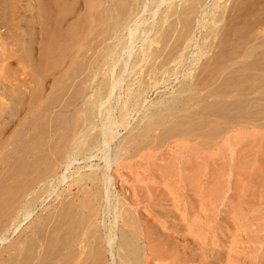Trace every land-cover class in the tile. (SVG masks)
Segmentation results:
<instances>
[{"label":"bare ground","instance_id":"1","mask_svg":"<svg viewBox=\"0 0 264 264\" xmlns=\"http://www.w3.org/2000/svg\"><path fill=\"white\" fill-rule=\"evenodd\" d=\"M84 1V12L80 13L82 15L78 16L74 22L66 23V15H71L67 10L72 6L68 8L69 5H66L64 0H39L38 21L40 25L38 26L40 34L38 37L40 45H43L41 47L36 45L37 48L39 47L37 62L32 59L33 63H28V67L29 65L35 67L36 63L39 66L38 63L42 61L44 63L49 52L58 55L57 51H60L65 54L63 59L61 56L58 57L62 59L61 62L53 55L54 59L48 55L51 56L52 62L57 59L55 62L59 63L61 68L57 70L58 73L56 71L55 75H52L53 77L50 76L51 84L48 88L46 87L49 90L47 93L45 92L46 94L43 93L44 95L38 96V93L42 87L47 85L44 81H47L45 75L48 74L43 73L45 72L43 67L41 68L43 72L33 68L34 72L31 75L34 81L38 82L36 83L37 90L28 85L26 87L29 88L30 94L32 91V95L35 97H28L21 119L18 118V123H14L16 125L12 131L8 129V135L0 128V245L21 227L38 204L43 203L46 198L52 195L55 186L63 183L70 176L72 179L63 189L66 195L59 199L52 211H49L45 216L42 214L37 218L33 216L35 219L29 221L28 231L11 244L9 243L8 248L4 247L5 249L0 250V264H102L106 252L110 255L112 263L116 264H170L167 260L174 253L170 257L167 256L170 252L169 246L166 247L167 244L159 239L161 235H164L162 234L164 230L148 231L140 221L143 219L147 223L152 221L148 216L142 218L140 211L134 215L136 218L126 213L129 211L128 207L139 204L137 202L139 199L134 196H137V192L141 191V184L132 189L128 188L131 191L129 196L124 197L126 202L122 203L118 196L114 197L111 194L109 187L114 178L108 174L111 164L110 156L114 154L121 160L136 156L138 158V154L143 152L142 150L157 148L158 141L155 140L156 143L153 144L155 138L163 141L161 139H165L169 134V137L173 136L177 140L176 142L180 143L176 144L178 147L175 146L179 149L177 150L178 154L170 165L166 164L168 166L164 170L165 174L179 178L176 182L185 181L188 177L185 175L183 177V173L186 174L187 170V173H191L190 178L195 182L194 180L199 178V175L203 173L204 176L207 175V169L209 165L212 166L211 163L214 161L212 154L202 156L197 146L201 145L202 147L206 142L212 144V140L224 135L226 151L229 148L232 150L234 144H243L247 129L258 131L264 126V16L262 15L264 14V0H244L243 5L240 3V6L244 8L243 13L238 14L234 10V15L231 14L229 16L231 18H229L227 11L228 14L224 15L227 17L224 19L225 22L223 13H211L215 18H211L213 22L206 26L196 20L197 13L200 12L206 0H170V4L159 17L158 23L155 26L150 24L142 30L143 38L141 39L144 44H142V48L135 51H133V39L140 24L144 23L141 13L145 11L144 7L152 0ZM219 3L220 0H213V9L220 7L219 10L224 12L225 6H219ZM72 9L74 10V8ZM238 9H240L239 6ZM70 11L72 10L70 9ZM206 11H201V14L208 15L210 13ZM173 15L176 18L169 22V17ZM253 16H255V20H252ZM221 21L225 24H221ZM167 22L169 23L167 24ZM195 24L197 27H206L199 46L195 41ZM171 40L172 47L167 49V53L163 56V60L160 58L161 61L158 65L157 59L164 54L163 52ZM30 41L25 43L27 44L25 50L29 46L28 44L33 42ZM191 44L195 45L199 56L212 52L214 59L223 57L224 59L221 60L224 61L216 60L218 64L206 68L202 78L197 75L200 78L198 81L193 82V79L189 77L184 78L175 95H172L170 99H161L157 103H153L152 108H150L151 105L144 108L139 122L134 126L136 131L132 132L134 129L132 128L125 139L115 142L114 139L118 135L117 129L121 126H128V118L131 116L132 110L134 108L139 110L144 104L148 89L159 79L157 74L160 73L164 78L166 74L178 75L176 69H182V63L186 57L184 50ZM27 48L28 53L32 51L31 47ZM41 51L45 58L40 59L39 62ZM28 53L26 55L29 56ZM31 53L33 54V52ZM124 55H126V59L124 61L121 59L123 62L119 64L120 57ZM130 58L133 66L149 64L148 72L145 70L146 74H139L140 76L127 82L126 88L123 89L125 90V99L121 100L120 92L117 93V90L122 89L121 84L124 81V74ZM174 62L176 63L173 67H168V64ZM116 66L119 67L118 70L115 69ZM50 68H45V70H50ZM221 77H223L221 80L223 86L220 83L214 85ZM209 85L214 86L207 88ZM204 89L206 91L201 95L200 92ZM16 91L18 90L16 89ZM208 97L210 99L213 97L214 100L210 102L207 100ZM20 102L22 103V101ZM193 105H200L201 108L194 109ZM118 107L117 115L115 110ZM21 110L23 111V109ZM14 111V105L9 107V111L0 109V116L6 115L2 121L0 120V123L7 118L11 122L12 116L15 114ZM159 127L162 128L161 132L159 130L158 136H154V131ZM234 130L241 134L239 136L243 142L237 141L238 138L234 139L235 141L233 138L231 139L232 135L228 134ZM247 132L249 133V130ZM258 134L261 138L264 136V132ZM186 142H192L195 146L192 145L191 148H188ZM209 143H206L207 146ZM97 153H101L100 158L104 162L102 171H97V164L95 167L88 164L89 172H82L80 171L82 167L77 166L69 176L65 174L77 159L89 160L92 156H97ZM142 155L146 154L142 153ZM183 157L185 159L181 161L180 159ZM200 160H204L203 163L208 166L205 167V170H203L204 165ZM255 162L256 164L251 165L253 166L252 175H254L252 177L250 175L251 181H256L255 176L260 170H263L260 167L264 166L260 165V161L257 159ZM248 165L250 166V164ZM210 171L208 172L210 173ZM247 171L249 172V170ZM262 178L264 181V177ZM258 182L260 183V180ZM190 183L192 184V182ZM73 190L76 192H72ZM162 191L165 192L163 189ZM214 192L212 191L210 195ZM62 193H58L56 196H62ZM261 196L264 197V195ZM261 202L264 203V201ZM102 208L106 214L113 211L116 215H122L121 226H106L104 224L102 234L100 229H93L92 226L89 229L92 217L99 213L102 214ZM122 211L124 213H121ZM261 216L264 217V215ZM255 218L258 219V216ZM180 222L182 225L180 228H176V233L188 230L187 222L185 226L183 219ZM259 226L264 228V224ZM160 227L162 229V226ZM262 232L264 231H261V234ZM101 235L104 236L103 242L108 245V250L102 244ZM261 236L259 234V237L263 239ZM94 238L96 239L94 240ZM252 238L254 239L255 236ZM197 241L196 244H198ZM262 254H264L263 251ZM262 261L260 264H264V260ZM103 264L105 263L103 262Z\"/></svg>","mask_w":264,"mask_h":264},{"label":"rangeland","instance_id":"2","mask_svg":"<svg viewBox=\"0 0 264 264\" xmlns=\"http://www.w3.org/2000/svg\"><path fill=\"white\" fill-rule=\"evenodd\" d=\"M64 1H65V3H67L66 5H69V7L67 6L68 8H70V6H72L70 8L72 11H70V9L67 10V11H69L68 13H70L71 15H68V16L66 15V20L68 21V22L66 21V23H71L70 21L74 22L78 16L82 15L80 13L84 10L83 8L85 7L84 6L85 1L84 0H64ZM234 1H235V3H234ZM71 3L74 5H72ZM212 3H213V0H206L200 9V12L197 13L196 20L200 21L201 24L203 23L204 26L211 24L213 22L211 18H215V17H212V14H214V13L215 14H220V13L222 14L223 13V17H224L223 21L225 18H227L224 15L228 14V12H229V15H227L228 17L231 14L234 15V13H235L234 10L237 11L238 14L243 13L242 10L244 8L240 6V3H242V5H243L244 0H237V1L236 0H222V1L220 0L219 6H222V7L225 6L224 12H221L222 10L221 11L219 10L220 7H217L214 10ZM38 4H39V0H0V109H4L6 111H9L10 106H12V105L15 106V111H14L15 114L12 116L11 122H9L7 120L8 119L7 118L4 120V122L0 123V128H2V130L4 131V133L6 135H8L9 131H12L13 128L15 127V125L18 123V121H19L18 118L21 119V116L23 115L25 108H26L25 104H26L28 97L33 96L32 91L30 94L29 88H27L26 86L28 85L30 88H34L37 90V84L36 83H38V82L34 81V78L31 75L34 72L33 68H35V70L37 71V69L41 70V68L43 67L44 68L43 70L45 72H43V70H41V72L48 74L47 76L44 74L45 78H46L45 80H47L44 82H46L47 85L44 88L42 87V90L38 93L39 94L38 96L42 95L43 93L46 94L47 91L49 90L47 88L51 84V80H52L51 77H53L52 75H55L54 73L58 69L61 68L59 63H56L55 61L57 59H60V58H58L60 56L63 59L64 54H65V52H60V51H57L58 55H57V53L52 54V52H49V53L47 52L48 54L46 55V57H48V58L45 59L46 61L44 60L47 63H45V62L43 63V61L40 62L41 61L40 59H42V58L44 59L45 56H43V52L41 51L40 58L38 59V61L40 62V63H38L39 66L36 63L35 67L34 66L32 67L31 65H29V67H28V63L32 64L34 59L37 62V56L39 55L38 48L43 45V44L40 45V43H39L40 39L38 37L40 34V32H39L40 27L38 26V25H40L39 21H38V9H39ZM169 4H170V0H163V1L162 0H152L146 7H144L145 11H143V13H141L142 14L141 19L144 21V23L140 24L138 32H137L138 34L136 33V35L134 36L135 38L133 39V44H132L134 47L133 51L143 47L142 44H144V41L141 39V38H143L142 30L145 27L149 26L150 24H153L155 26L159 21V17L163 13V11L166 10V8L168 7L167 5H169ZM238 6L240 9H238ZM230 7H232L233 9ZM72 8H74V10ZM227 8H229V9H227ZM152 9H154V10H152ZM206 9H207V11H206ZM203 10H205L206 12H210V13H208V15L207 14H205V15L201 14V11H203ZM65 13H67V12H65ZM262 15L264 16V14H262ZM35 16H36V18H35ZM175 18H176L175 15L170 16L168 21L169 22L173 21ZM229 18H231V17H229ZM29 20H30V22H29ZM252 20H255V16L252 17ZM27 22H28V25H26ZM169 22H167V24ZM224 22L221 21V24H225ZM205 28L204 27H197L196 24L194 26L195 41H197L196 43L198 44V46L202 42V37L205 34L204 33ZM263 28H264V24H263ZM26 31H28V32H26ZM36 31H37V33H36ZM220 34H221V32L219 33V35ZM23 38H25V39H23ZM30 40L33 41L32 42L33 44L30 43L31 45L28 44L29 46H27V47H29V48L31 47V49H32L31 52H33V54L31 52L28 53L27 47L25 50V46L27 45L25 43H29L28 41H30ZM34 41H35V43H34ZM172 43L173 42L171 40L168 43L169 47L167 46V48L165 49L166 52L164 51L163 52L164 54L161 57H159V59H157L158 65H159V61H161V59L163 60V56L167 53V51H168L167 49H170V46L172 45ZM36 45H38L39 47L37 48ZM74 49L76 50V48H74ZM48 50H50V49H48ZM198 52L199 51H197L195 45L192 46V44L190 45V47H188L186 50H184L186 57L184 56L185 60L182 63L183 64L182 69H179V70L176 69L178 71V73H177L178 75L166 74L165 78H164V76H162L160 73L157 74V78H159V79H157L155 81V83H153L151 85V87L148 89V91L146 93V101L144 102V104L141 106V108L139 110H137V108H134L132 110V112L130 114L131 116L128 118L129 123L127 124L128 125L127 127L121 126L117 129L118 135H116V137L114 139L115 142L116 141L118 142L122 139H125L130 134V132H131L130 130L132 128H134V126H136L137 123L139 122L140 117L142 116V112L144 111V108L149 107L150 105H151L150 108H152L153 103H157L161 99H164V100L170 99V97L172 95H175V93L178 90L177 88H178L180 82L184 78L189 77L190 79H193V82L198 81V79L202 78L203 75L205 74V72L207 70L206 68L211 67V66L212 67L216 66V63L218 64V62L224 61V60H221V59H224L223 57L221 59H214L212 57V52H209L207 54L204 53V54H201L200 56L198 55ZM26 53H28L30 57L28 55H26ZM48 55H51V56L53 55L54 58H57V59H55V61L53 60V62H52L53 56L50 59L51 56L49 57ZM27 56H28V58H27ZM125 56L126 55L120 57V63L119 64H121L124 61V59H126ZM211 58H213L215 60V62ZM48 59H49V61L50 60L51 61L48 62L47 61ZM62 59H60V62ZM121 59L123 61H121ZM216 60H218V62H216ZM51 63H53V64H51ZM175 63L176 62L168 64V67H173L175 65ZM55 64H58L59 67L55 66ZM132 64H133V62L130 58L129 62L127 63L126 72L124 74L126 79L124 78V81L121 84L122 89L117 90V93L120 92L119 94H120L121 100L125 99L124 98V96H125L124 91L125 90H123V89L126 88L125 86L127 85V82H129L133 78L140 76L139 74H142V75L146 74L145 70L148 72L147 68H148L149 64L148 65H147V63H146V65L145 64L144 65L143 64H137L134 66ZM118 66H120V65H118ZM118 66H116L115 69L118 70V68H119ZM49 67L52 68V69L50 68V70H52V71L48 70ZM45 68H48V69L45 70ZM143 70H144V72H143ZM58 72L59 71H57L56 73H58ZM179 72H181V73L179 74ZM188 73H189V75H187ZM197 75L198 76L200 75V78H198ZM195 77H197L196 80H195ZM222 79H223V77H221V79H218L214 83V85L215 84L218 85L220 83V85L223 86V84L221 83ZM214 85H209V86H207V88H210ZM13 88L15 91L13 90ZM16 89L18 91H16ZM206 89H204L203 91L201 90V92L199 91L200 94L203 95V93H204V91H206ZM21 95H22V97H21ZM35 95L37 96V94H35ZM33 97H35V96H33ZM23 100H25V101L23 102ZM207 100L208 101L210 100V102H211L214 100V98L212 97L210 99V97H208ZM20 101H22V103ZM194 103H196V102H194ZM193 106H194V109L196 108L197 110H199L201 108L200 105H193ZM20 109H23V111L22 110L20 111ZM118 111H119V107H118V109L115 110V114H117ZM5 116L4 115L2 117L0 116V120L2 121L5 118ZM14 123H16V124H14ZM6 126H8V127H6ZM5 128H7V129H5ZM8 129H9V131H8ZM161 129L162 128L159 127L156 130L157 132L154 131V136H158L157 134H159L161 132ZM132 130H133L132 132H134V131H136V128H134ZM159 130H160V132H159ZM248 130H249V133L247 132ZM254 130L251 128L246 130V132H245L246 138L244 137V142L242 141L241 137L239 136L241 134L238 133L236 130H234V132H231L230 134H228L230 136L232 135L231 139L233 138V141H235L238 138L237 141L243 142V144L239 143V145L234 144L232 150H230V148H229V149H227L228 151H226L225 147L227 145L224 142V135H223V137L221 136V137L216 138L215 140H212V142H211L212 144H210L209 142H206L207 144L209 143L208 146L206 143H205V145L203 143V146H205V147H203V146L202 147L204 149L201 147V145L197 146V149H198V151L199 150L201 151V152L200 151L199 152L202 156H204L205 154H212L214 161H213V163H211L212 166L209 165V167H208L203 163L204 160L203 161L200 160L202 162V164L204 165V167L202 165V167L204 168V169L202 168L203 170H205V167H208L207 175L204 176V173L202 175H199V178L197 177V179L194 180L195 182H193V179L190 178L191 173L190 174H189V172L187 173V170L185 171L186 174L183 173V177H184V175L188 177V178L186 177L187 179H185V181L183 180V181H177L176 182V180H178L179 178L170 177V176H167L165 174L166 173V172H164L165 168H167V166L170 165L171 161H173V158H175L179 152V151H177L179 149L176 148L175 146L178 147V145H176V144L180 143L179 141L176 142L177 140H175L173 136L169 137L170 136L169 134L166 135L165 139H161L163 141H159L155 138L153 140V144H155L156 141H158L157 148H154L151 150L144 149L145 151L142 150L143 152L138 154V158H137V156L134 158H128V159L126 158L127 160L125 159L126 160L125 161V160H121V158L119 156L116 157V156H114V154H111V156H110L111 164H110V168L108 169V174H111L114 178L112 181V185L109 187V188H111V194H113L114 197L118 196L119 199L123 203V202H126L124 197L130 195L129 192L131 190H129V189H132L134 187H138L141 184L140 185V186H142L141 191H138L136 194L137 196H134L136 199H139L137 201L139 204L136 206L128 207L129 211H127L126 213H128L132 217L136 218V216H134V215H137L138 211H140L141 212L140 216L142 218H144V216H148L152 221V222H148V223L144 222V219L140 221L141 224L145 225V227L148 231H158V230L162 231V230H164L162 232V234H164V235H161V233H159V235H161V237L159 239L162 242L164 241V243L167 244L166 247L169 246L170 252L168 253L169 255H167V256L170 257V255L172 253H174V254H172L173 256H171L167 260L170 262V264H244V262H245V264H260V262L261 263L263 262L262 260H264V254H262V251L264 253V234H263L264 232H262V234H261V231H264V228L260 227L259 225L264 224L263 223L264 217L261 216V215H264V213H263L264 212V210H263L264 209L263 208L264 203L261 202V201H264V199H263L264 197L261 196V195H264V181L262 178V177H264V171H263L264 166L260 167L263 170H260L261 172L260 171L258 172L259 175L257 174L258 175V176L256 175L257 177L255 176L256 181H253V180L251 181L250 178L252 176H254V175H252V167L253 166H251V165L253 163L256 164V162H255L256 159H257V161H260V165H264V149H262V148H264V144H261V143H264V138H263L264 136L261 138L258 134V133L264 132V126L258 131L255 130L256 132ZM253 132H255V134H253ZM256 133H257V135H256ZM239 139H241V140H239ZM160 143H162V144H160ZM186 145L188 148H191L192 145L195 146V144L192 142H186ZM241 146H244V147H241ZM199 147H201L202 149ZM234 148H235V151H234ZM215 150H217V151H215ZM219 150H221V151H219ZM155 152H156V154H155ZM142 153L146 154V155H142ZM149 153H150L151 157H150ZM100 156H101V153H97V156H92L89 160H84L81 158L77 159V161H75L76 163L74 162V164H72L70 170L68 172H66L65 174H67V176H69V174L71 172L76 170L75 167H77V166L82 167L80 169V171L89 172L90 168L87 166L88 164L93 165L92 167H95L97 164L98 165L97 171L98 172L102 171L104 169V167H103L104 162H102L103 160H101ZM143 156H145V157H143ZM182 156H184V155L182 154ZM227 156H228V158H227ZM249 156H251V157H249ZM155 158H157V159H155ZM183 159H185V157L181 158L180 160L182 161ZM119 162H122V163H119ZM150 163H152V164L150 165ZM245 163H246V165H245ZM85 164H86V167L83 168V166ZM166 164H168V165H166ZM248 164H250V166ZM150 166H151V168H150ZM230 170H231V172H230ZM247 170H249L250 174ZM208 171H210V173ZM246 172H248V173H246ZM210 174H212V175H210ZM229 174H230V176H228ZM237 174H239V175H237ZM243 174H246V175H243ZM260 174H262V175L260 176ZM233 175L234 176L237 175V176L234 177ZM250 175H251V177H250ZM71 179H72V177L70 176L67 179H65V181L63 183L55 186V191L52 193V195L49 196L48 198H46L43 201V203L38 204L37 205L38 208L36 206V208L33 209L30 217L21 225V227L18 228L14 234H11L10 236H8L7 239L4 241V243L0 245V250L8 248L13 241H15L19 237L23 236L26 233V231H28L27 227L30 224L29 221L31 222L32 219H35L34 217L37 218V216H39L40 214L45 216L49 211H52L53 208L55 207V205L58 203L59 199H61L64 195H66V193L63 191V189H65V186L69 184ZM258 179L260 180V183L258 182L259 181ZM164 180H166V181H164ZM121 181H122V183H121ZM214 181H215V183L216 182L217 183L215 184ZM239 181H240V183H239ZM123 182H125V183H123ZM190 182H192V184ZM197 182H198V184H197ZM225 182H226V184H225ZM245 182L248 184H246ZM256 182H258V183H256ZM175 184H177V185L175 186ZM187 184H188L189 188H188ZM243 184H245V185H243ZM215 186H217V187H215ZM215 188H216V190H215ZM252 188H253V190H252ZM162 189L165 192H163ZM208 189H210V190H208ZM125 190H127V191H125ZM144 190L147 192H145ZM214 190H215V192H214ZM210 191L211 192L213 191L214 193L212 195H210L211 194ZM61 192H63L62 196H56V194L61 193ZM72 192H76V190H73ZM144 192H145V194H144ZM239 196H241V197H239ZM113 200H114V198H113ZM259 202H261L263 204V206L261 203L259 204ZM260 205L262 208L260 207ZM257 206L259 209L257 208ZM253 207H255V208L253 209ZM171 208H173V209H171ZM243 210H244V212L246 211L247 213L245 212L246 213L245 214L243 212ZM256 211H261L262 214H261V212H256ZM255 212L258 214H256ZM121 213H124V212L122 211ZM254 215H256V216H254ZM121 216L122 215H120V214L116 215L113 211H111V213H109V214H106L103 212V208H102V214L99 213L98 215L92 217V220L90 221L89 229H91V226L93 229L94 228H96L98 230L100 229L99 231L102 234V232H104V226H103L104 224L106 226H111V225L116 226V227L121 226ZM257 216H258V219L255 218ZM260 218H262V219H260ZM181 219H183V222H184L183 225L184 226H185V223L187 222L186 225H187L188 230L187 231H184V230L178 231V233H179L178 234L175 231H176L177 227L180 228V225H182V223L180 222ZM260 221H262V222H260ZM160 226H162V229ZM20 231H22V232H20ZM184 233H185V237L183 238ZM17 234H18V236H17ZM188 234H189V237H188ZM259 234L262 235L261 237H263V239H261L259 237ZM253 236H255V238H257V239H255V238L253 239L252 238ZM192 237H194V238H192ZM95 239L96 238H94V240ZM100 239L103 242L104 236L102 237V235H101ZM192 239H193V241H192ZM258 239L259 240L261 239V240L259 241ZM196 241L199 245L196 244ZM102 244H104L103 245L104 248H106V250H108V245H105L104 242ZM203 246H205L206 248ZM208 246H209V248H208ZM203 249H205V250H203ZM208 249H210V250H208ZM258 253H260L262 256L260 254L258 255ZM104 255H105V257H104L103 262L105 264H116V263H112L111 257H110V255H108V252L104 253ZM202 260H204V263H202ZM103 262H102V264H103Z\"/></svg>","mask_w":264,"mask_h":264}]
</instances>
